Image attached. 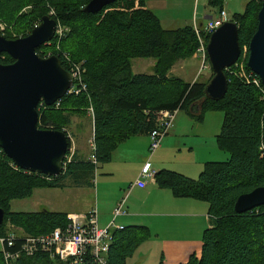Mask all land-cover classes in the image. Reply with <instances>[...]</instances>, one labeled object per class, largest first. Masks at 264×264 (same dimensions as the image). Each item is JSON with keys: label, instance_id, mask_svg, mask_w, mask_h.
I'll use <instances>...</instances> for the list:
<instances>
[{"label": "trees", "instance_id": "trees-1", "mask_svg": "<svg viewBox=\"0 0 264 264\" xmlns=\"http://www.w3.org/2000/svg\"><path fill=\"white\" fill-rule=\"evenodd\" d=\"M264 0L249 1L243 12L231 20L238 25L242 56H246L244 76L226 70L228 91L221 100L206 96L207 81L187 82L171 74L174 65L191 58L200 48V40L193 25L167 29L159 16L147 6L146 0H118L97 13L85 11L90 0H0V22L7 24L0 33L8 39L27 36L50 15L69 27L61 41L44 44L37 53L47 57L57 55L62 65L70 69L71 62L84 63L86 90L67 93L56 103L39 111L38 126L42 129L63 130L71 112H83L90 105L95 113V156L68 161L63 173L48 177L25 171L7 157L0 148V207L6 214L0 225V239L10 236L7 224L21 227L29 235L48 233L67 225L69 213L41 210L12 211L11 201L30 197L37 188L61 186V179L74 175L85 178L95 172L97 165L109 162L113 151L131 136L149 134L156 127L158 111L186 110L202 122L209 110L222 111L223 124L217 135L218 147L229 154L225 161L206 162L199 177L162 169L155 173L156 183L170 189L176 197L193 198L209 204L211 226L204 231L201 256L193 254L180 264H264V205L244 213H237L238 197L264 186V154L260 149L264 140V103L261 91L248 80L249 43L258 27V14ZM226 0H209L214 16L224 9ZM211 34L202 31L206 44ZM67 53L71 62L63 54ZM154 58L153 73H134L131 60ZM206 61L209 62L208 55ZM0 62L14 59L0 53ZM71 140L69 139V148ZM151 237L147 226H124L113 231L109 264H129L136 249ZM11 251L20 248L18 239ZM0 264H5L0 251ZM16 264H65L44 252L23 256ZM159 264H165L161 261Z\"/></svg>", "mask_w": 264, "mask_h": 264}, {"label": "crops", "instance_id": "crops-1", "mask_svg": "<svg viewBox=\"0 0 264 264\" xmlns=\"http://www.w3.org/2000/svg\"><path fill=\"white\" fill-rule=\"evenodd\" d=\"M146 3L157 14L158 9L166 7L167 0H146ZM225 6L224 9L232 17L234 14L230 11H235L236 8L229 10ZM200 14L201 19L206 20L214 16L205 5ZM193 17L190 24L186 25L194 26L198 23L203 26L202 22H198V10ZM161 22L163 25L162 19ZM189 59H200L201 64H205L204 54L199 50ZM183 61L174 65L171 74L175 72L178 63H181L180 70L186 68ZM208 70L211 71L210 66ZM211 75L212 73H208L203 81ZM194 111L197 112L198 108L193 106L191 112L178 110L174 124L161 147L149 160L150 169L155 173L167 169L196 179L206 162L216 161L213 160L214 157L220 156L221 149L216 139L220 128L214 124L207 126L205 116L202 122L196 121L192 115ZM149 146V134L131 136L123 141L103 167L96 204L84 212L66 213H86L96 209L98 224L105 227L112 221L117 204L126 198L128 213L119 216L116 222L124 226H147L151 231V237L136 249L128 263L133 264L137 252L154 261V264L161 261L165 264L185 263L191 255L199 257L202 254L203 234L211 226L209 204L193 198L176 197L170 189L162 188L156 183L155 175L145 178L144 187L138 185L136 182L149 158Z\"/></svg>", "mask_w": 264, "mask_h": 264}, {"label": "water", "instance_id": "water-1", "mask_svg": "<svg viewBox=\"0 0 264 264\" xmlns=\"http://www.w3.org/2000/svg\"><path fill=\"white\" fill-rule=\"evenodd\" d=\"M118 0H90L85 11L97 13ZM56 20L50 15L41 19L30 34L8 39L0 33V53L14 62H0V148L14 164L25 171L57 177L63 173L69 150V137L63 130L42 129L39 103L48 106L65 97L74 84L71 72L57 55L42 57L37 48L55 36ZM214 76L206 85V96L221 100L228 91L226 70L237 63L242 48L238 25L230 20L211 33L206 45ZM248 67L264 85V1L258 14V27L249 43ZM264 205V186L240 195L235 203L237 213ZM0 207V225L5 219Z\"/></svg>", "mask_w": 264, "mask_h": 264}, {"label": "rangeland", "instance_id": "rangeland-1", "mask_svg": "<svg viewBox=\"0 0 264 264\" xmlns=\"http://www.w3.org/2000/svg\"><path fill=\"white\" fill-rule=\"evenodd\" d=\"M208 1L209 0H167L166 7L158 9L157 14L162 19L165 28L176 29L190 24L189 22H191V19H194V13L198 10L200 17V21L198 22H202L204 27L208 19H201L200 13L204 5L211 10ZM249 1L251 0H226L225 7L229 10H234L233 8H236L235 11H230L233 15L243 12ZM230 18L232 17L230 16ZM60 24L63 28H67V32L70 31L69 27L65 26L62 22H60ZM7 27V24L3 21L0 22V30L5 31ZM44 48L48 52L52 51L51 47ZM246 58V56L240 57L238 62L233 65L234 68L231 70V73L234 71L244 76ZM182 63H185L186 68L180 70L179 67L181 63H178L172 75L182 77L187 82H193L194 80L203 81L208 73H212V71L208 70L209 63L206 62L207 67H204L200 59L194 60L188 58ZM131 64L134 73H153L155 59L135 58L131 60ZM209 79L206 80L208 81ZM57 107L60 108V105ZM92 108L93 106L90 105L83 112H71V122L64 126L63 130L71 135V138H69L71 140V147L67 152L68 161L74 159L75 156L79 159H93L92 155L95 153L96 145L93 131L94 108L93 110ZM181 111L183 112L186 110ZM205 117L207 118V126H212L214 124L215 127L218 126L221 130L224 118L222 111L209 110L205 113ZM228 157L229 154L221 150L220 156L214 157L213 160L225 161ZM104 165H106V163L97 165L95 172L85 178L76 179L74 175H69L61 179L60 187L38 188L35 189L34 193L28 198L12 200L11 210L25 212H38L41 210L84 212L96 204L95 200L98 195L99 178L104 172ZM99 197L101 198V190H99ZM6 227L10 235L24 236L27 234L21 227L11 223H8ZM2 249L3 244L0 241V251H2ZM139 253L140 252H137L133 264H154V261L143 257ZM16 262L12 264H16Z\"/></svg>", "mask_w": 264, "mask_h": 264}, {"label": "built area", "instance_id": "built-area-1", "mask_svg": "<svg viewBox=\"0 0 264 264\" xmlns=\"http://www.w3.org/2000/svg\"><path fill=\"white\" fill-rule=\"evenodd\" d=\"M54 14L55 11L52 9L50 11V16L52 17ZM230 20L231 18L226 9H222L216 16L208 19L204 27L200 26L198 23H195L194 28L200 40V48L198 50L204 54V67H207V44L205 45L206 41L202 36V31L211 34L223 23ZM56 22L55 36L46 44L52 45L54 43L55 48L58 51L61 47V41L66 36L67 28H63L59 21ZM51 55L53 54L50 52L48 56ZM63 56L71 62V59L67 53H64ZM69 71L73 76L74 84L72 88L69 89L68 93L79 94L82 91L86 90V84L84 83L83 76L85 73L84 63L71 62ZM247 78L248 80L253 82L254 85L261 91L262 100L264 103V85L260 77L250 69ZM58 101L56 102L57 106L60 104ZM49 107L50 106H48L42 100L39 103L38 111ZM178 110L179 109H163L158 111L156 114V127L149 133V158L143 166L140 178L136 182L141 187H144L146 184L145 178L153 177L155 175L154 170L150 169L149 160L151 156L161 147L165 136L168 134L169 130L174 124V120ZM93 131L95 135L94 111ZM66 133L68 137L71 138V135L67 131ZM260 149L262 151V154H264V140L261 143ZM92 157V161L94 163H97L95 154H93ZM65 165L66 161L64 164V168ZM127 213L128 211L126 209V198H124L115 207L113 211V219L109 223V225L105 227L99 226L97 210L91 209L86 213H69L67 215L68 222L65 227H57L48 233L38 235L26 234L24 236H16L14 234H11L6 240L4 238H1L0 241L3 244L2 252L5 264H12L13 262L18 261L23 256H33L37 252H44L49 255L50 258L58 259L65 264H109L108 255L111 244L113 242V231L124 228V225L118 224L116 220L119 216L125 215ZM18 239L21 240V245L18 250L11 251L6 248L4 244L5 241L7 242L8 247H13Z\"/></svg>", "mask_w": 264, "mask_h": 264}]
</instances>
